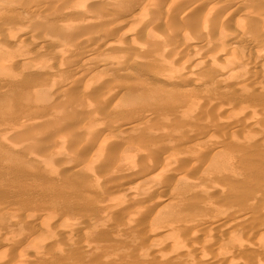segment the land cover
Here are the masks:
<instances>
[{
    "label": "rangeland",
    "instance_id": "obj_1",
    "mask_svg": "<svg viewBox=\"0 0 264 264\" xmlns=\"http://www.w3.org/2000/svg\"><path fill=\"white\" fill-rule=\"evenodd\" d=\"M55 7H58V6H55ZM197 8H195V10ZM57 9H59V7ZM198 10L200 12L201 8L199 7ZM197 11H196V13H197ZM242 13L243 12L240 11V16L244 15V13L243 14ZM9 14L11 16L13 13H9ZM67 16L68 17L70 16L73 19V16L71 13L66 14L65 17L68 18ZM70 17L68 19L72 20ZM2 19L3 20L5 19L4 16H2L1 20ZM6 20L7 19H5L4 21H0V24L3 25L2 27H7V25H8L9 31L12 32L13 35H12V33H10V34L12 35L14 40H17L19 46L22 43H24L25 40L28 39V37L30 38V34L33 35V33H31V31H28L26 28L25 29L28 32L26 30L20 31L21 29H18L16 31V27H13V25H11V24L9 25L8 22H7L8 24L4 23ZM4 24H6V26ZM27 25H30V24L27 23ZM154 27H153V29H155L157 31V32H155V30H154V32L157 34L160 33L159 34L160 36L166 30L169 31V29H168L169 27L163 26L162 24H161V26L156 25ZM150 28H152V26ZM156 28H159V29H156ZM160 29L162 32H160ZM163 29H164V32H163ZM15 31L17 33H15ZM23 31H25V32H23ZM21 33H24V35ZM27 33L29 34V36H26ZM131 33L130 32L127 33L128 36L130 35L129 38L131 36L132 37L136 36L133 33L132 34L134 36L131 35ZM32 35H31L32 41L30 39L28 42H34ZM122 35L115 36V39L117 37V39H116L117 41H115V43L118 42V39H120L119 40L120 42L123 39V43L121 42L120 45L114 44L115 47H113L111 50H107L103 53L98 52L100 55L97 52L94 53V56L92 54H90L87 56V60H86V62L88 61L87 63H90L93 61L94 64L98 60V64H99L100 63L99 61H103L102 59L105 57H108V56L113 57L112 59L115 58V61H117V59H116L117 57H118V59H122V58L124 59V60L122 59L121 62L119 61L120 64L118 62L117 65H119V66H116L114 68H112V66L110 68L108 67V68H106L107 70H105L101 74V77H102V76L108 74L107 72H109L108 75L111 76L110 77L111 80H106L107 78L110 79L109 77H107L108 75L105 76L106 79H105V77H102V78L100 77L99 81L98 82L96 81L97 84H95L98 86L94 87V84H93V88H92V86H89L90 82H88V85H87V82L84 83V84H86V86H88L87 87V89L89 88L88 90L93 91V89H94L95 92H97L96 90L99 87V89H100V90L98 89L99 93L97 92L99 94V96H100V94L101 95L103 94V96L104 95L106 96L109 92V95H107V96H110V97H106V100H105V97H103L104 98V100H103L104 105H105V103L107 105L109 104L107 106L108 109L107 108L103 109V107H106V105L104 106L102 103L103 101L101 100L102 102L99 101V102H101V104L99 102L96 103V105L93 104L94 106L92 105L91 108L94 111L93 110H90V111H92L93 113H96V110L98 109L97 107L102 108L101 110L99 109V111L97 110L98 111L97 113H99L100 111L105 112L106 117H104L102 119H104V120L109 119L108 121L105 120V122H107L108 125H111L112 127L116 126L114 128L116 130V132L114 130V136L116 137V135L118 136L120 134V132L119 133L117 132V130H118L121 132L124 131V132H122L123 135H121V136L119 135L120 139H122L121 137H123V139L125 137L126 138L128 137L127 140H124V141H126L125 142L126 144L121 142L120 139L118 141V137H116V139H115L114 136H113V139L111 138L112 140L108 139L109 141L106 140L105 142H103V147L101 149L103 150L104 147L106 149H104L103 151H101V149H99L100 150V157H98L99 150L95 148V145L93 147V143H91V142L89 143V141H88V145H89L88 147H87V145H84L82 148H78L79 147L78 143L80 142L79 139L80 138L84 139L85 138L84 135L92 133V132L93 133L95 132L94 134L92 133L93 136H95L96 133H97V135L100 134L99 132H97L98 130L92 131L87 126L86 113H88V112L90 113V111L88 109L86 110L87 112L85 110H82V111L79 110L78 112L74 113V114H76L75 117H78L77 115H79L80 119L82 120V121H80L81 125L79 124V126H82V125H83V127L86 126V128H88V129H86V130L84 129V130L85 131L88 130V133H86V134L83 133V130H82L83 127L82 128L80 127L82 130L81 133H83L84 135L78 134V138L76 137L78 139V141H77V139L75 140L76 145L74 144V142L70 143V144L67 142V144H69L68 145L69 148L67 147V145L66 146L62 145L61 146V148L63 147L62 150L57 151V150H59L58 149V142L61 140V137H62V135L59 134L61 131H58V130L62 129V131L64 130L66 132L68 130V132H69L70 131L69 129L71 126L66 127V128L63 126H57V125L63 124L62 119H64V118L54 116L53 112L57 113V111L64 109L61 106V104H59V103L62 101V99H65V97L66 98H68V97L74 98L75 96H76L75 98L81 97L79 95H81V93L83 91V90H80L82 88V83H79V84L76 83L77 86L75 84H72V85H70V87H68L64 91L63 90L61 91L60 89H59V92L55 91L53 89L50 90L49 86L47 85V82L44 80L48 79L47 80L48 84L51 82L53 77L56 75L55 74L56 70H54L55 68L53 69L52 67H50V69H48V67L47 68L45 67L41 70H37L40 72H37V71L35 72L32 70V65H30V64H23V65H13L12 64L13 66L9 65L11 63L10 60L13 61V59H15V58H13V57L10 58L11 56H9V55L7 56V58H8L7 62L9 60L8 66L10 69L7 70L8 69L7 66H6L7 68L5 67V69H0V206L3 209L2 211H0V244H8L10 241H13V240L16 241V239H17V241H19V239H20V241L18 242L19 244L24 242V243H26L27 247L30 249H31V247H29V246H32L33 248L31 250L29 249L30 251L27 250V251L22 252V255L24 254L27 258L31 257V259H28L29 261H31L30 262L31 264H65L66 260H69V259L71 261H74V262L79 263V264H182L177 259H175L176 258L175 256H172L168 252L166 253L165 247L169 244L170 245L174 244L173 246H175V244L177 245V243L180 244L181 241L184 242L183 239H181V238L184 234H187L186 240L188 242L191 241L190 244L193 243V245L199 244L200 241L202 242V241L207 239L209 241V243H211L213 246L212 250H215L218 253H220L221 256L225 260H227L228 262H230V261L236 262L237 261V262H240L241 264L254 262V264H260L263 260H261L260 258L255 256V251L258 249L264 248V204L261 201L264 199V157H261V158L256 157L257 156V154L255 153L256 149H251L250 151L244 150V145L251 143L250 145L255 147L256 144L258 143V141H260L264 137V116L262 119L263 121H261L260 119L262 117L260 118L259 115L258 116L260 119H258L257 114L253 115V113L251 114L249 112H244V111L242 112V110L240 111V109L236 110L235 109L236 106H231V107L229 106V108H227L228 110L224 108L225 111L218 110V111H216L217 114H215V112H212V113L210 112L212 115V116L210 115L211 119L213 118L214 115L218 118L214 117L215 119L213 118L212 120H210V118H207V120L209 122L212 121V123H213V121H215V123H216V121H217L218 126H224V128H227L226 132L227 133L229 132V133L228 134L225 133V136L228 135L227 136L228 138H226V137L223 138L221 135L223 133H220L219 131L217 132V130H218L217 128H215V130L212 128H211V130L207 129L209 131L205 130L206 129L205 128L203 131L202 122L200 120H198V117H197L198 116L197 114L199 112L198 109H199V107H201L200 106L201 105L200 100H198L199 102L196 101V105H195L196 108L193 107V109H191L192 112L190 111L192 114V117H191L190 113L188 114L190 116L191 120L188 118L189 117L188 116L187 119L185 120V122H180L178 124H172L170 122H167L168 118L166 116H169L170 110H172V112L177 111L179 113L181 111H184V108H186L185 106L187 105L186 103L189 102L188 100L192 99L191 101H193V98H194V100L197 99L194 97L195 95H196V97L197 96L205 97L203 95H197L196 94V93H198L197 90H196V92H193V91H195L194 88H192L193 90L190 89V85L188 86V84H186L185 82H181L182 84L181 83L179 84V82H177V81L174 82L175 79L173 78L174 80L170 79L171 80L170 83L169 82H167L168 84L165 83V86L167 85L166 88L168 89V91L163 93L165 95L162 94V96H161L162 99L157 96L159 98V101L160 100L165 101V103L163 105L167 107V108H160L161 105L158 107L156 106L158 109H160L159 112L162 113L161 115L164 116V120L166 119L165 120L166 122L164 120L162 121L165 124L160 121L161 122L160 123L161 125H160L158 120H157L160 117V113L158 112V109L156 110V107L154 109V107L151 106L152 103H147L145 101V97H143L141 100H139L135 104H131V105H129L127 103L125 104V100L127 99L126 97L128 95H130L129 91H133V90L135 91V89H137L135 91V93H131V92L130 93L131 94H142L144 96L145 87L150 85L148 82L149 78H147L148 77L147 72H150V70H151V72H154L152 74L161 72L164 74V76H166L165 75L166 68L162 67L165 63L162 62L161 60H158L157 64H156V62H153L155 64L152 63L149 66L143 65V68L141 65L140 66H138V65L134 66V65L129 64L130 63L129 60L127 61L125 59V56H127L128 51H127V48L124 47L126 45V43H124V41L128 42V38H126L128 36L126 35V33L122 34ZM110 36H112V35H108V38ZM124 36H125V38H124ZM23 37H26V38H23ZM19 40H22V42H20ZM10 42L12 43V41H7L4 39H1V37H0V44H1L0 47L2 46V48H6V46H7V48H9V49H13L12 46H10L8 44ZM99 44L100 43H98L97 45H99ZM23 45H21V46H23ZM48 45L47 44H42V45L39 44L38 48L40 47L39 48L40 51H38V48L36 47L37 51L35 49L34 51H32V53L29 54L30 56L33 55V56H31V57H33V61L38 63V62H41V60L46 59V54H48L51 51V48L49 47L50 45L49 46ZM26 46L24 45L23 50L24 49L26 50V48H25ZM116 47H118V48L116 49ZM119 47H122V48H120L121 50H119ZM27 48H29V47H27ZM14 50H15V48L12 50V53H14L13 52ZM52 50L54 51L53 48H52ZM26 51L30 52L29 49H27ZM33 52L35 55L33 54ZM116 52H117L118 56H117ZM119 52H120V56L121 55L124 56L126 54V52H127V54L124 57H122V56L120 57ZM43 53H45V54H43ZM109 53H111L112 55ZM5 54H7V53H5ZM36 54H37V56H36ZM40 54H42V55H40ZM71 54L74 55L73 53H71ZM95 54L97 56V60H95L96 59ZM101 54H103L104 56H102ZM107 54H109V55H107ZM35 56H36V59H34ZM240 57H241L240 59H242L245 56H240ZM159 61H160V65L163 64L161 67H160V65H158ZM142 64H143V62H142ZM131 66H132V68H131ZM30 67H31V69H30ZM128 67H129V69H128ZM144 67L146 68V70H145L146 73L143 71V69H145ZM152 68L155 70H153ZM27 69L28 70L30 69V70L28 71ZM31 70H32V72H31ZM162 70H164V71H162ZM11 71H12V73H11ZM34 72H35V74H34ZM140 72L141 73L143 72L142 75L144 77L142 75H140L141 74ZM258 72L256 73L254 78L251 77L252 79L250 78L249 80H247L248 82L243 81L244 85H245V86L243 85L244 87L242 86V84L240 82V84H241L240 87L242 86L244 89V91H243V89H242V91L240 90V95L247 96L248 94H251L250 90L253 91L254 90L253 88L260 85L259 83H261L262 80L260 81L258 79H261L260 77H262V75H261V71L259 73ZM29 73L30 74L33 73V75H31V76L33 78H35L34 80H35V82L36 81L37 82L34 83V85H32L30 88L19 91L18 88H16L18 82L21 81L25 76H28ZM39 74L42 75L43 77H41ZM258 74L260 76H258ZM14 76L16 77V79L18 78L17 81H16ZM13 77H14V79H12ZM41 78H43V79L41 80ZM103 78L105 79V81H107V83L104 82L106 84V86L103 83H101L104 81ZM101 79H103V81ZM6 80H7V82H6ZM100 80H101V82H100ZM38 81L39 82L41 81L40 85H38L39 89H40L41 85L43 86V88L41 87V91L37 90L38 92H41L39 94L35 90L38 88V87L36 88V86H35L36 84H38ZM257 81H260V82L257 83ZM100 83H101V85H100ZM160 83L161 82H159V84L157 85L158 87H160V88L165 87L163 84H160ZM110 84H112V85H110ZM169 84H170V86H169ZM175 84L177 85V87L175 86ZM250 84H252V86L249 87V88H251L249 90L248 86H250ZM45 85L48 86V90H47V87ZM173 85L175 87V90L172 89V88H174V87H172ZM83 86H85V85H83ZM102 86L106 87L107 89L102 87ZM130 86H132L131 87L132 89L130 88ZM101 87L104 88V90L101 89ZM120 87H121L122 91L120 90ZM133 87H135V89H133ZM187 87L189 89H187ZM108 88L110 89L109 91H108ZM111 89L114 90V93H113V90L111 91ZM184 89H187V92L190 90L188 93L186 92L187 95L184 96V99H182L180 102L175 101L170 105L169 100H167L168 97H171V96L173 97L174 91H176L175 95L180 96L179 95V94H181L180 92L183 91ZM34 90L37 92L38 95L41 96V99H40V96L38 97V99H39L38 102L35 100V96H37V95H36V92L34 93ZM245 90H247L249 93H246ZM101 91H102V93H101ZM103 91H106V92H103ZM184 91L182 92V95L185 93ZM110 92H112V94H110ZM121 92H123L124 94ZM127 92H128V94H127ZM83 93H84V91H83ZM116 93H117V95H116ZM192 93H193V97L191 95ZM199 94H200V92H199ZM235 94L236 93H233V95H235ZM261 95L263 96V94H261ZM165 96H166V98L163 99ZM187 96H190V98H188ZM101 97L102 96H100V98ZM253 97H256V99H259V101H260V95L259 96H252V97H250L251 101L249 100V102H248V104L250 103L249 106H253L257 102V100L254 99ZM49 98L52 99L53 101L55 100L56 102L58 100L59 101L57 103L56 102H49L50 101ZM112 100H113V102H112ZM261 100H262V98H261ZM257 103L259 104V102H257ZM97 104H99V106ZM144 104L147 106V109L144 106ZM181 104L184 106H182V107L179 106ZM245 104H247V103H245ZM100 105H103V107ZM59 106H61L62 109H61V107L58 108ZM132 107H134V108H132ZM136 107L138 109H141L143 114L141 113V110L139 111ZM91 108H89V109H91ZM94 108H97V109L95 110ZM176 108L180 109V111ZM56 109H57V111H55ZM144 109L149 111V113H147V111L145 112ZM149 109L150 110L153 109L152 112ZM196 109H197V112H196ZM163 110L164 111L166 110L167 111L166 113L168 115H166V113ZM137 111L143 115L142 118L145 119V116H147L148 120H149V118H150V120L152 119L151 122L146 119L148 124L147 123L144 124V122H146V121L143 122V119L141 118L142 123L140 122V124H138L139 122L135 121V120H138L139 118L134 119L131 117V115L133 113H138ZM83 112H86V113H83ZM92 112L90 114H92ZM154 112L155 113L157 112L159 114H155ZM82 113L85 114L84 115L85 118L82 117L83 116ZM108 113H110V115ZM152 113L154 114V116ZM128 114L129 115L131 114V115L127 116ZM149 115L156 118L155 119L156 121L153 119V117H150ZM52 116H53V118H52ZM66 116H68V115L66 114ZM126 116L131 118V122H130V119L127 118ZM228 116H231V117H228ZM54 117H56L55 118L56 120H54ZM48 118H49V120H48ZM229 118L234 119L233 122L240 121V123L244 122L247 125L250 123L249 126H251L252 129L248 126L249 128L248 129L246 128L248 131H246V129L244 128L243 131H245V132H243L241 129L242 132H238V133H236L237 135L234 134L235 135L234 136L232 132L228 131L229 127L231 126V123H233L231 121L232 119H229ZM33 119L34 120L38 119L42 123L44 122L43 124L45 126L43 125L42 127H45V128H43V129H42V127L38 128L39 132L35 131L36 129L35 130L32 129L34 133L31 132L32 130L29 131V129H28L26 131L27 133L23 132L24 135H22V134L20 136L18 135L19 140L17 139L18 137H16L17 135H15V137H14V135L10 134V137H9V135L4 136L3 134H1V132L5 133L7 131L6 129H8V128H6V127L11 126V125L13 126L14 124H15L14 126H21L22 127L23 125H25L26 127H28L29 124H27V123L29 122V120L32 121ZM102 119H101V121H102ZM126 119L127 120L129 119V120L127 121ZM141 119H139V120L141 121ZM254 119L258 123L255 122ZM104 120H103V122H104ZM47 121L48 122L51 121V122L48 123ZM61 121H62V124H60ZM101 121H99V123ZM259 121H261L262 123ZM105 122L103 123V125L107 124ZM136 122H138V123H136ZM194 122H196V123H194ZM219 122H223V124H221V123L219 124ZM247 122H249V123H247ZM46 123L48 124L49 127L46 125ZM55 123H57V124H55ZM102 123H100V124H102ZM128 123H129V125H127ZM156 123L159 124L160 126L157 125ZM184 123H186V124H184ZM49 124H51L53 127L51 128L50 127L51 125H49ZM135 124L136 125L138 124V127H136ZM199 124H200V126H199ZM124 125H125V128H127L126 130H128L127 131L128 133H125L126 130L123 127ZM153 125H156V126H153ZM182 125L183 126L187 125L184 128L188 127L187 130L189 129L190 132L192 131L191 135H190V132L186 133L185 139H187L188 136H189V138L195 137V139L194 140L192 139L191 141L195 142L197 144L192 146L195 148H191V149L188 148L185 151H183L181 153V155L177 154V153L175 154V152L173 151L169 157H177V162H179L177 164L179 167L178 166L177 167L172 166L173 167L172 171L178 172V170L180 168L181 171L182 170L184 171V173L182 172V175H184L185 178L184 177L180 178L182 181L181 180L177 181L174 185V183L172 182L174 179L173 177L177 176L176 174H178V173H176V172L173 173L172 177L170 175H168V173L167 174L165 173L166 175L164 173H161L159 175V178H158L159 181L157 180L155 182L156 184H154V181L153 182L147 181L146 183L143 182L142 185H141V183H139L140 184L139 185L137 182H134V181L130 182V183H134L133 186L135 189L142 188V190H144V191H146V193H148L149 197L152 195L151 196L152 198H150V199L154 200V203H152V204H158L159 200L161 201V199L162 200L164 199L163 201H161V203H166V204L164 205L163 209L159 210L158 213L155 214L154 213L155 208H149V206L146 205L147 204L146 202L148 201L146 199H145V202L143 199V200H141V203L137 202V201H132V202H129L130 204L128 203L127 200L121 199L120 202L116 205V206H118L117 209H115L116 207L113 208V206H110V201H109L112 193H111V195H109V194H110V192H112V190H110V192H107V193L105 192L103 194V192L102 191L100 192V190H99L101 185L99 187L97 186V189H96L97 191L93 190L90 192L89 187H90V185H92V183L89 180H92L94 178V175L99 176L100 170H98V167H97L96 168L97 171L95 169V172H94L96 174H94V175L91 174L92 179H90L89 176H91V175L89 173H87L88 169H85V167L87 168V166H84V164H87L86 162H87L89 156L90 157H91V155L93 157L97 156L102 165H109V162H110V165L114 166V168H115L114 172H119V173L113 175L116 179L114 177H109L110 179H107L105 184L108 186L110 185V186L117 187V185H121V184L125 183V180L127 181L129 179L128 178L129 176H132V175L134 176V174H137L138 173V172H136L137 168L139 170L140 168H142L143 165L145 166V164H147L149 162L151 163L150 159L152 160V165H153V163H154L153 157H154V160H156V162L159 161L160 157L164 156L162 151H156V152H158V154L157 153L155 154V152L153 153V151H151L154 154V155L151 154L152 155L151 156L150 155L151 152H149L148 150H152V149L147 150L146 148L147 147L150 148L149 146H151V141L157 143L160 138H164L163 134L166 132L167 129L172 130V129L178 128L179 126H182ZM196 125H197V127L195 128ZM148 126H150L151 128ZM161 126H163V128H164V129L162 128L163 130L160 129ZM59 127H60V129H59ZM121 127H123V128H121ZM135 127L136 128L141 127V128H139V130H137L140 133L135 131V129H136ZM63 128H65V129H63ZM154 128H155V130L162 131L163 137L162 136L161 137L154 136V134H156V132L154 131ZM149 129L152 132L149 131ZM195 129L198 132L201 131L200 133H198L199 135H197V136L193 134L196 131ZM25 130L26 129H24V131ZM54 130L55 131L57 130L59 133H57V131L55 132ZM130 132L135 133V135L131 134ZM149 132H151V134H153V135L149 134L150 135L149 137L151 139H154V140H150L149 137H147V134ZM30 133H32V134H30ZM143 133H144V135H142ZM244 133H246L247 138L243 137V136H245ZM29 134H30V136H36L37 138H39L38 140H40V142L37 141V145L33 144L32 148L34 149V151L40 150V149H38L39 148L38 144L40 146L41 145L43 146L45 144V147L48 149V152H50L49 156H50V154H53V153H56V155L59 156L57 158L56 155H54V154H53L54 156L52 155L51 159H57V160H54L56 162V164H54L55 163L54 161H53L54 163H52L53 168L51 166H49V168L51 167V169H49L48 167H45L46 166L44 164L45 159H42L43 160L42 161L37 156H36L37 158L35 156H33V158L30 157L28 159V156H29L28 154L30 151H28V149L26 150L23 146H20L19 143L22 140V138L24 139V137H26V136L28 137ZM92 134H90V135H92ZM159 134H160V132H158V134H156V135H159ZM187 134H189V135H187ZM213 134H216V135H213ZM217 134H218V136H217ZM125 135H127V136H125ZM132 135H134V136L139 135L136 137H141V136L144 137L145 136L144 137L145 141L144 140L143 141H144V143L147 141V144L142 143V145L143 146L145 145L144 149L147 150L149 152V154H148V152H145V150H144L142 157L140 154V156L138 157V159L136 161H129L131 164L130 165L128 163V160H127V162L125 161L127 158L125 159V157L123 158L122 156L117 157V156H115L114 152L116 151L115 147H117V149L120 150L121 153L124 152L123 155L124 154L128 155V153L129 154L136 153L137 150L133 146H131V144H133V143H134V146L136 144V141H134ZM204 135H206V136H204ZM241 135L243 138H241ZM251 135H252V137H251ZM153 136L158 137L159 139L153 138ZM207 136H209V138ZM214 136H216V137L214 138ZM219 136H221V138L218 139ZM203 137H204V139H203ZM156 139H158V140H156ZM210 139H211V141H210ZM250 139H251V141H250ZM135 140H138V138ZM117 141L119 143H115ZM138 141L139 142H137V144L142 142V140H138ZM148 141H149V144H148ZM46 144H47V146H46ZM104 144H106V145H104ZM208 144H211V145L208 146ZM34 145H35V147H34ZM146 145H147V147H146ZM153 145L155 147V145H157V144H152V148H153ZM72 146H73V148H72ZM90 146H91V148H90ZM109 146H110V148H109ZM212 146L215 147V150H216V148L220 149L219 146H221V148H227L228 151L220 154V152H218V150H216L214 152H211L212 155L209 156L208 159L207 158L203 159V158L199 157V155L197 157V155L194 154V151L196 149H198V151H199L205 147H206V149H208V147H212ZM74 148H75V150H74ZM111 148L114 150V152L111 153L112 155H108L107 153H109L110 151H113V150H111ZM94 150H95V152H94ZM85 151L86 152L89 151V152L86 153ZM77 152H79V153H77ZM125 152H127V153H125ZM186 153L188 155L194 154V156L191 155L190 159H189L190 156H186L183 158V156L187 155ZM113 154H114V156H113ZM146 155H150L152 158L151 157L149 158V156H146ZM108 156H110V158ZM59 158L63 159V160L62 159L61 160L64 162V164H63V162H60L61 160ZM108 158L110 161H108ZM112 158H113V161H112ZM196 158L199 161H197ZM200 158H201V160H200ZM114 159H115V161H114ZM194 159L196 160V165H194V163H193V161L195 162ZM58 161L60 163H57ZM123 162H124V164H123ZM134 162L135 163L137 162L136 163L137 168L132 167V164ZM140 162H141V164H143L144 162L145 163L143 165H141ZM156 162L154 163L155 165H156ZM197 162H198V164H197ZM135 163L133 166H135ZM157 163H159V162H157ZM174 164H175L174 166H176V162ZM189 164H191L192 166ZM120 165H123V166H120ZM185 165H188V167L189 166L193 167V169H195V170H192V168L189 169L190 167L184 168ZM121 167H124L125 169L121 168ZM132 168H133V170H132ZM187 168H188V170L185 172V170ZM176 169H178V170H176ZM117 170H119V171H117ZM190 170H192V171L189 172ZM54 172H56V173H54ZM128 172L129 173L131 172L132 175L129 174ZM125 174L127 176L128 175L129 176L127 177ZM162 174L165 176H163ZM204 174H205V176H204ZM116 175H118V176L116 177ZM178 175H180V174H178ZM206 175L209 179L208 178L206 179ZM118 178H120V180ZM160 178H161V180H160ZM165 178H167V179L165 180ZM170 179H171V181H170ZM110 180H112V181H110ZM202 180L205 182L203 183ZM113 182H115L116 184ZM168 182H171V183H168ZM215 182H216V184H215ZM152 183H153V185H152ZM154 185H156V186H154ZM170 185H172V186L174 185L172 188L174 190V191L172 190L174 193L173 194L171 193L170 197H165L166 198V200H165V198L161 196V194H162L161 190L165 191V190H167V187H168V189L171 188ZM206 185H208V186H206ZM115 187H113V188H115ZM207 188L210 190H208ZM212 190H214V192ZM152 191H154L156 193V197H154L155 193ZM164 191H163V195L166 194V192H167V191H165V193H164ZM200 191H205V193H207V196H206L207 199L205 197L204 198L199 197L198 193ZM175 193H176V196H175ZM225 193H228V196L225 197ZM106 194L109 195V199L107 198L108 195H106ZM77 195H79V197ZM84 195H87L86 200L81 199V196L83 197ZM218 195H220V197ZM176 198H178V199H176ZM190 198L195 201L194 206H192L191 208H190L191 205L190 206L185 205V203H187L188 200H190ZM169 200H170V202H169ZM171 201H172V203H171ZM132 203L135 205H133ZM137 203L138 204L140 203V204L138 205ZM142 203H144V205H141ZM260 203H262V205ZM138 206H140V208ZM218 206L225 207V209L222 208L223 210H225V212H223V210H222L223 214L227 213V215L229 216L228 212L230 210L234 211V214L232 216L233 217L232 222L227 227H224L219 232L213 233L212 230L209 231V229L208 230L206 229L209 227L206 226L205 223H208L210 225H216L219 223L218 220L216 221V216L218 215L217 217H219V214L217 212H215L216 211L215 208ZM81 207L85 208L88 211V216L86 218L88 222L84 221L85 226L83 228H78L79 229L78 230L77 228H72V227L69 228L66 225H64V221L67 220L68 218H69L68 220H70V221L71 220L74 221V219H76L77 213L80 211L79 209ZM110 207H112V208L109 209ZM132 207H138L139 209H141V214L137 213V211H136V214H135L136 216L134 215L133 217H131L127 220L126 217L124 216V213H122V210L124 211L127 209V211H134V208H132ZM147 209L149 211L150 210L151 211L149 212ZM135 210H137V209H135ZM226 211H228V212H226ZM41 215H45V216L50 215L53 217V219L56 221V223L58 224V227H59V230L57 233H54V234L53 233L52 234L46 233L45 231H43L37 227V225L35 224L36 218H33V217H36V216L38 217ZM15 217H17V218H15ZM205 217H207L206 218L207 220H205V223H204L201 218H205ZM258 217L262 221V223H260V226H259L260 232L255 233L253 231V229L246 228L245 224H246V221L248 222L251 218H253L252 220H254ZM20 219H21V221H20ZM217 219H220V218H217ZM15 220H18V221L15 222ZM105 222H107V223L112 222L115 225L124 224L127 227V229L125 231L119 232V231H116V229H114L112 227V229L108 230L106 228V226L104 225ZM86 223H88V224H86ZM220 224H222V222H220ZM100 230H102V231L99 232ZM113 234L117 235V236L114 235L117 237V239H115L114 241L111 238L113 236ZM142 234H144V235L146 234V239L135 243V244H137V246L134 243H133V245H131V243L129 242V239L131 241V240H133V238H136L138 236L140 237V235H142ZM157 234H158V236H157ZM226 236L228 238H230L228 241H225ZM199 239H200V241H198ZM63 240H65L66 243H64ZM41 242H42V244H41ZM35 243H36V246H35ZM43 244H44V246H43ZM93 245L98 246L100 250L98 251L97 254L94 253V255H92V254L90 255V253H88L89 252L88 249H90V246H93ZM170 245H169V247H170ZM39 246H41V247H39ZM133 247L134 248L136 247V248L134 249ZM147 247L153 248V252L151 253V255H142V256H138L134 259H132L131 257L128 256L133 251L137 252L138 250L139 251L146 250ZM10 248L11 247L7 248L5 250V252L0 255V264H13L14 262H16V261H14L12 254L14 253V250H16V248H18V246L16 248H14V247H12L11 249ZM52 248L53 249H55V248L61 249V257L59 258V261L56 260L57 262H55L54 259L51 258V256L49 254H48L49 257H45L50 250H53ZM113 249L119 250L118 256L114 257L110 253H108V251L113 250ZM35 250L37 252H35ZM46 251H47V253H46ZM198 251H196L197 253L196 252L195 253L199 254V255H201V253L203 252V251H200L201 253L200 252L198 253ZM204 252H207V251H204ZM204 252L202 253V255L204 254ZM208 252H210V250ZM199 255H197V256H199ZM30 263L27 262L25 264H30ZM209 264H211V263H209Z\"/></svg>",
    "mask_w": 264,
    "mask_h": 264
},
{
    "label": "bare ground",
    "instance_id": "obj_2",
    "mask_svg": "<svg viewBox=\"0 0 264 264\" xmlns=\"http://www.w3.org/2000/svg\"><path fill=\"white\" fill-rule=\"evenodd\" d=\"M55 6H58L59 9H57L58 7H55ZM197 7L201 8L200 12H199ZM195 8H197V9L195 10ZM196 11H197V13H196ZM240 11L244 13V15H241L242 17L240 16ZM9 13H13V14L10 16ZM68 13L72 14L73 19L69 16L72 20L68 19L69 18L68 16H67L68 18L65 17L66 14H68ZM2 16H4V18L7 19L4 23H6V24L9 23V25L10 24L13 25V27H16V31L18 29H21L20 31L27 29L28 31H31V33H33V35L30 34V38L28 37V39H26L25 42L21 44V45L24 44L25 46L27 45L25 48H26V50L27 49L30 50V52H28L25 49L23 50L24 45L19 46L17 40L13 39V37H12L13 33L9 31L8 25H7V27H8L7 28V27H2L3 25L0 24L1 25L0 26V37H1V39L7 40V41H12V43L10 42L12 45L10 43H8V44L10 46H12L13 49L15 48V50L13 51L14 53H12L13 49H9V48H7V46H6V48H2V46L0 47V69H5L6 66L8 67L7 70L10 69L8 66L9 60L7 62V59H8L7 56L9 55V56H11L10 58H12V57L15 58V59H13V61L10 60L11 63L9 65H12V64L13 65L30 64V65H32V70L35 72L37 70H41L45 67L46 68L48 67V69H50V67H52L53 69L55 68L54 70H56L55 71L56 73L55 72L54 73L56 75L53 77L54 80L50 79L51 82L49 84L47 81L48 79L44 80L47 82V85L49 86L50 90L53 89V90L59 92V89H60L61 91L62 90L64 91L68 87H70V85H72V84L76 85V83L77 84L82 83L83 89L81 88L80 90H83L84 93L82 91L83 94L81 93V95H79L81 97H79V98H75L76 96L74 98H69V97L66 98L65 97V99H62V101L59 103V104H61V106L64 109H62V107L59 106L58 108L61 107V109H62V110L59 109L61 112L57 111V109L55 110V111H57V113L53 112L54 116L64 118V119H62L63 124L61 121V123L60 122L59 123L62 125H57V126H63L65 128L71 126L69 129L70 130L69 132L67 130L68 128L66 129L67 132L64 130H63L64 131L63 132L61 129V130H58V131H61L59 133L56 130L57 133L62 135L61 140L60 139H59L60 141L58 140L59 141L58 142V149L59 150H57V151L62 150V148H63V147L61 148L62 145H65V146L67 145V147H68V145L70 143L74 142V144H75V142H76L75 140L78 138V134L84 135L83 133H85V134L88 133V130L85 131L88 128L91 129L92 131L98 130L97 132H99L100 134L97 135V133H96L97 136L95 135L96 136L95 137V136H93V134L95 132L93 133L91 131L93 134L89 133V134L84 135L85 136L84 139L79 137L80 142L79 143L77 142L79 145L78 148H82L84 145H87V147H88L89 146L88 141H89V143L90 142L93 143V147L95 145V148L99 150L103 147V142H105L108 139H110V140L113 139L114 130H115L114 128L116 126L112 127L111 125H108L107 122H105V120L108 121L109 119L108 120L102 119V118L106 117L105 112L100 111L99 113H97L99 111V109L101 110L102 108H99V107H97L98 109L94 108L95 110L96 109L98 110V111L96 110V113H93L92 111H90V110H93L91 108L93 104L96 105V103H98L99 101H101V100L103 101L104 100L103 97H105V100H106V97H110V96H107V95H109V92H108V94L106 93L107 94L106 96L105 95L103 96V94L102 95L100 94V96H102L101 97L102 99H101L99 94H98L99 93V91H98L99 87L98 88L96 87L97 88L96 91L98 92L97 93V92H95L94 89H93V91L88 90L89 89V88L87 89L88 86H86V84H84V83L87 82V85H88V82H90L89 86H92V88H93V84H94V87L98 86L95 84H97V82L99 81L101 74L105 70H107L106 68H108V67L110 68L111 66H112V68L119 66L117 64L119 61L121 62L123 58L118 59V57H117L116 58L117 61H115V58L112 59L113 57L108 56V57L103 58L102 59L103 61H99L100 63L98 64L97 56L95 54V56H96L95 60H97V62H95V64L93 63V61L90 63H87L88 61L86 62V60H87V56L90 54H92L94 56V53H96V52L97 53L98 52L103 53L107 50H111L113 47H115L114 44L120 45L121 42L123 43V39L121 40V42L119 41L120 39H118V42L115 43V41H117L116 40L117 37L115 39V36H120V35L125 34V33L128 36V34H127L128 32H130V33L132 32L134 35H136L135 37L131 36L132 38L131 37L129 38V36H130L129 35L128 37H126V38H128V42L124 41V43H126V45L124 46L122 44L125 48H127L128 54L126 52L127 56H125L126 54L124 56H125V59L127 61L129 60V62H130L129 64L134 65V66H136V65L140 66L141 65L143 68V65L149 66L153 62H156V64H157V61L161 60L162 62L165 63L164 64L165 66L163 64H162L163 66L160 65V61L158 62L159 63L158 65H160V67L162 66V67L166 68V73H165L166 76H164V74L161 72L160 73L158 72L155 74H152L154 72H151V70H150V72H147L148 77L147 76L146 77L149 78L148 82L150 85L145 87L144 96L142 94H131V93H135V91L137 90V89H135V87H133V89H135V91L134 90H133L134 92L129 91L130 95H128L126 97L127 99L125 100V104L126 103L129 105L135 104L136 102L141 100L143 97H145V101L147 103H152L151 106H153L154 109L156 106L158 107L160 105H161L160 108H167L166 106L163 105L165 103V101L164 100L159 101V98H161V96L164 92L168 91V89L166 88L167 85L165 86V83H167V82L170 83V81H171L170 79L174 78L175 79L174 82L177 81V82H179V84L181 82H185L186 84H188V86L190 85V89L194 88L195 91H193V92H196V90H197V92H198V93H196L197 95H203L205 97H202V96L196 97V95H195L194 97L197 99L194 100V98H193V101H191L192 99L188 100L189 102L187 101L188 103H186L187 105L185 106L186 108H184V111H181L179 113L177 111L172 112V110H170V113L172 112L173 114L169 113V116H166V115H168L166 113L167 109L165 111L163 110L166 113V115L165 114L164 115L168 118L167 122H170L172 124H178L180 122H185V120L189 116L188 114L189 113L191 114V112H192L191 109H193V107H195L196 101H198V100H200V103H201L200 106L201 107H199V109H198L199 112L197 114L198 115L197 117H198V120H200L202 122L203 131L205 128H206L205 130H207V129L211 130V128L215 130V128H217L218 129L217 132L219 131L220 133H223V134H221L223 138L224 137L228 138L227 137L228 135L225 136V133L228 134L229 132L228 133L226 132L227 128H224V126H218L217 121H216V123H215V121H213V123H214L213 124L212 121L209 122L207 120V118H210V120H212L214 117L218 118L214 115L213 118L211 119V116H212L211 113L212 112H215V114H217L216 111H218V110L225 111V109L229 108V106L230 107L236 106V108H235L236 110L240 109V111L242 110V112L244 111V112H249L251 114L253 113V115L257 114L258 119H260L262 117L260 120L263 121L262 119L264 116V0H0V21L5 20V19L1 20ZM27 23L30 25H27ZM6 24H4V25L6 26ZM161 24L163 26H166V27L168 26L169 31L166 30L165 31L166 33H165L164 29H163L164 33L160 36L159 35L160 33L159 34L155 33L157 31L155 29H153V27L156 25L161 26ZM151 26H152V28H150ZM156 29H159V28H156ZM154 30H155V32H154ZM16 31H15V33H17ZM23 32H25V31H23ZM160 32H162L161 29H160ZM10 33H12V35ZM132 33H131V35H133ZM21 34L24 35V33H21ZM31 35L33 36L32 38L34 39V42H28L31 39ZM108 35H112V36H110L108 38ZM26 36H29V34L27 33ZM23 38H26V37H23ZM124 38H125V36H124ZM19 41L22 42V40H19ZM31 41H32V39H31ZM98 43H100V44L97 45ZM39 44H41V45L42 44H47V45L49 44L50 46L49 45L48 46L51 48V51L49 50L50 52L48 54H46L45 60L43 59V60H41V62L37 63V62L33 61V57H31L33 55L30 56L29 54L32 53V51H34L36 49V47L38 48ZM27 47H29V48H27ZM122 47H119V50H121L120 48H122ZM39 48H38V51H40ZM52 48L54 49V51L52 50ZM117 48L118 47H116V49ZM36 51H37V49H36ZM4 52L7 54H5ZM71 53H73L74 55H72ZM33 54H34V52H33ZM43 54H45V53H43ZM109 54H111V53H109ZM109 54H107V55H109ZM116 54H117V52H116ZM40 55H42V54H40ZM101 55L104 56L103 54H101ZM36 56H37V54H36ZM36 56L34 59H36ZM117 56H118V54H117ZM119 56H120V52H119ZM124 56H122V57H124ZM240 56H245V57L240 59L241 58ZM120 62H119V64H120ZM142 62H143V64H142ZM153 64H155V63H153ZM131 68H132V66H131ZM30 69H31V67H30ZM128 69H129V67H128ZM32 70H31V72H32ZM145 70H146V68L143 69L144 72H145ZM153 70H155V69H153ZM162 71H164V70H162ZM258 71L259 72L261 71V75H262V77H260L261 79H258L260 81L262 80V82L259 83L260 85L255 87V88L252 87L254 90L251 91L250 90L251 88H249V87H251L252 84H250V86H248V89L250 90L251 94H248L247 96L240 95V90L242 91L243 87L245 86L244 82L249 80L251 77L254 78ZM35 72H34V74H35ZM37 72H40V71H37ZM11 73H12V71H11ZM107 73L109 74V72H107ZM29 74H28V76H25L21 81L18 82L16 88H18L19 91L30 88L32 85H34V83L37 82V81L35 82V80H34L35 78H33L31 76V75H33V73L30 75ZM108 74H106L102 77H105ZM142 74H143V72L140 75H142ZM40 76L43 77L42 75H40ZM258 76H260V75L258 74ZM14 77L12 79H14ZM107 77L110 78L111 76L108 75ZM15 79H16V77H15ZM17 79H16V81H17ZM42 79L43 78H41V80ZM103 79H101V80L103 81ZM105 79H106V77H105ZM105 79L103 82H101V80H100V82L106 86L105 83H107V81H105ZM106 80H111V78L110 79L107 78ZM260 81H257V83ZM6 82H7V80H6ZM159 82H161L160 84H163L165 87H163V88L158 87L157 85L159 84ZM240 82H241L242 86L244 85L243 87L242 86L240 87V85H241ZM40 83H41V81L40 82L38 81V84L35 85L36 88L38 87L37 89H35L36 91L37 90L41 91V87L43 88V86L41 85V87L39 89L38 85H40ZM101 83H100V85H101ZM83 85H85L86 87ZM110 85H112V84H110ZM48 86H46L47 90H48ZM169 86H170V84H169ZM175 86L177 87L176 84H175ZM102 87H104V86H102ZM102 87H101V89H103V90H104V88H106V87H104V88H102ZM131 87L132 86H130V88ZM172 87H174V85ZM172 89L175 90V87ZM187 89H189V88L187 87ZM187 89H184L185 91L184 90L183 91L186 93ZM35 90H34V93L36 92ZM109 90L110 89L108 88V91ZM112 90L113 89H111V91ZM120 90H121V87H120ZM183 91L180 92L181 93V94H179L180 96L175 95L176 91H174V96L168 97L167 100H169L170 105L175 101L180 102L182 99H184V96H186L190 90L186 94L184 93L182 95ZM243 91H244V89H243ZM245 91H246V93H249L247 90H245ZM37 92H36L37 96H35V100L38 102L39 101L38 97L40 96L38 94L41 92H38V94H37ZM103 92H106V91H103ZM199 92H200V94H199ZM101 93H102V91H101ZM113 93H114V90H113ZM121 93H123V92H121ZM233 93H236V94L233 95ZM110 94H112V92H110ZM127 94H128V92H127ZM261 94H263V96ZM116 95H117V93H116ZM163 95H165V94H163ZM191 95L193 97V93ZM259 95H260V101H259V99H256V97H253L254 99L257 100V102H259V104L256 102V104H254V105L252 104L253 106H249L250 103L248 104V102L251 99L250 97L259 96ZM187 97L190 98V96H187ZM165 98H166V96L163 99H165ZM261 98H262V100H261ZM40 99H41V96H40ZM51 100L52 99H50L49 102H56L55 100L54 101L53 100L51 101ZM113 100H112V102H113ZM101 102H99V103L101 104ZM102 103L104 105V101ZM245 103H247V104H245ZM182 104L179 106H181V107L184 106ZM97 105L99 106V104H97ZM103 105H100V106L103 107ZM105 105H106V107H103V109H106L109 104L107 105L105 103ZM144 106L147 109V106L145 104H144ZM157 107H156V110L158 109ZM89 108H91V109H89ZM132 108H134V107H132ZM87 109L90 111V113L92 112V114H90L89 112L86 113ZM146 109H144L145 112L147 111ZM176 109H178V108H176ZM79 110H81V111L85 110L86 111L83 113H86V122H87L88 128H86V126L83 127V125L79 126L80 121H82V120L80 119L79 115H77L78 117H75L76 114H74L75 112H78ZM138 110L140 111L141 109H138ZM152 110H150V111L152 112ZM159 110L160 109H158V112H159ZM178 110L180 111V109H178ZM196 112H197V109H196ZM141 113H142V110H141ZM141 113L138 112V113H133L132 114L133 116L131 114L130 115L134 119L135 118L141 119L143 117V115H142L143 113L142 114ZM147 113H149V111H147ZM159 113L156 112L155 114H159ZM66 114L68 116H66ZM108 114L110 115V113H108ZM161 114L162 113H160V117L158 116L159 118L157 119L159 124L164 120V116ZM84 115L85 114H83V116H82L83 118H85ZM130 115L128 114L127 116H130ZM151 115H149V116L150 117L154 116V114H153V116H151ZM258 115L260 116V118ZM191 117H192V114H191ZM228 117H231V116H228ZM52 118H53V116H52ZM55 118L56 117H54V120H56ZM127 118H129L130 122H131V118L130 117H127ZM188 118L190 119V116ZM101 119H102V121H101ZM139 119L135 120V121L139 122V123L136 122L138 124H140V122L142 123V119H143V122L146 121V119L148 120V117L145 116V119L142 118L141 121ZM153 119L155 120L156 118L153 117ZM229 119H232V118H229ZM33 120L32 121L29 120V122L27 123V124H29V126L26 124L28 127H26L25 125H23L24 127L23 126L22 127L21 126H14L15 124L13 126L12 125L8 126V127H6V128H8V129H6L7 131L5 130L6 132L5 133L1 132V134H3L4 136L9 135V137H10V134L14 135V137H15V135H17L16 137H18L17 139L19 140V136L21 134L24 135L23 132H26L28 129H29V131H31L32 129H34V130L36 129L35 131H38L39 130L38 128H41L44 125L43 124L44 122L42 123L38 119L37 120L35 119L34 121ZM48 120H49V118H48ZM103 120L107 124L103 125V123H104ZM151 120L149 118L148 121L151 122ZM99 121H101L100 123H102V122L103 123L100 124ZM231 121L233 122L234 119H232ZM261 121H259V122H261ZM49 122H51V121H49ZM255 122H257V121L255 120ZM145 123H147V121L144 122V124ZM162 123H164V122H162ZM194 123H196V122H194ZM220 123L223 124V122H219V124ZM247 123H249V122H247ZM55 124H57V123H55ZM138 124L137 125L135 124V126L138 127ZM159 124H157V125H159ZM184 124H186V123H184ZM200 124H199V126H200ZM249 124L247 125L244 122L240 123V121H238V122L236 121V122L231 123V126L229 127L228 131L232 132L234 135L238 132H242L244 128L245 129L246 128L248 129L249 127L251 128V126H249ZM46 125L48 126L47 123H46ZM49 125H51V124H49ZM125 125L123 126L124 128H125ZM127 125H129V123ZM183 125L179 126L178 128L174 127L175 129H172V130L167 129L168 131L166 130V132L163 134L164 138H160V139L158 137H161V136L163 137V135H162L163 132L160 130H155V128H154V131L156 132V134H158V132H160L161 135L159 134L160 135L159 136V135L154 134V136H158V137L153 136V138H158L159 141L157 143L151 141V146H149L150 148H148L146 145V147H147L146 149L147 150L152 149V150H148V151L149 152L153 151V153L155 152V154L156 153L158 154V152H156V151H162L164 156H161L160 160L158 159L159 161H157L160 164L157 163L153 157V162L154 163L156 162V165L154 163L152 165V160L150 159L151 163L148 161L149 163L146 162L147 164H145V166L143 165L145 162L143 164H141V162H140V164L143 166H142V168H140L138 170V168L136 166L137 162L136 163L134 162L135 166H133L134 165V163H133L132 167H134V168L136 167L137 168L136 172H138V173L134 174V176H133L131 174V172L130 173L128 172L132 176L128 175L129 176L128 177L125 174L129 179L127 181L125 180V183H123L121 185H117V187L110 186V185L108 186L105 184L107 179H110L109 177H114L113 175L118 174L119 172H114L115 168H114V166L110 165V162H109V165H102L100 163V160L98 158V157H100V150L98 153V157L97 156L93 157L92 155H91V157L89 156L87 162L84 160L87 163V164H84V166H87V168L85 167V169H88L87 173H89L90 175L96 174L94 172H95V169L97 167H98V170H100L99 176L94 175L93 179L91 178L92 175L89 176L90 179H92V180H89L92 183V185H90V187H89L90 192L93 190H96L97 186L99 187L101 185L99 190H100V192L102 191L103 194L105 192L107 193V192H110V190H112V192H110V194H109V195H111V193H112L109 201H110V206H113V208L116 207L115 209H117L118 206H116V205L120 202L121 199L127 200L128 203L132 202V201H137V202L141 203V200L144 199V202H145V199H146L148 201L146 202L147 204L146 203L145 204L148 205L149 208H155L154 209L155 214L158 213L159 210L163 209L164 205L166 204V203H161V201H163L164 199L163 200L161 199V201L159 200L158 204H152V203H154V200L150 199V198H152L151 197L152 195L149 197L148 193H146V191L142 190V188L135 189L133 186L134 183H130V182L134 181V182H137L138 184L141 183V185H142L143 182L146 183L147 181H151V182L154 181V184H156L155 182L158 180L159 175L161 173H164V174L168 173V175H170L171 177L173 176V173H175V172L180 174V175L176 174L177 176L173 177L174 179L172 182L174 183V185L177 181L181 180L180 178H183V177L185 178V176L182 175V172L184 173V171L183 170L181 171L180 168H179V170L176 169V170H178V172L172 171L173 167L178 166L177 163H179V162H177V157H169L173 151L175 152V154L177 153V154L181 155V153L183 151H185L188 148L189 149L195 148L192 146L197 144V143L191 141L192 139L194 140L195 137L192 138L190 136L191 138H189V136H188V138L185 139L186 133H189L190 131H189V129L187 130L188 127L184 128L187 125L186 126H183ZM197 125L195 126V128L197 127ZM153 126H156V125H153ZM50 127L52 128L53 126L51 125ZM80 127L81 128L83 127L82 128L83 133H81L82 130ZM123 127H121V128H123ZM148 127H150V126H148ZM43 128H45V127H42V129ZM65 128H63V129H65ZM139 128H141V127H139ZM139 128H136L135 131L139 132V131H137V130H139ZM162 128H163V126L160 127V129H162ZM24 129H26V130L24 131ZM59 129H60V127H59ZM126 129L127 128H125V130ZM241 129H242V131H241ZM247 129H246V131H248ZM127 131L128 130H126L125 133H128ZM149 131H151V130L149 129ZM207 131H209V130H207ZM31 132H33V130ZM115 132H116V130H115ZM117 132L118 133L120 132L119 135L121 136V135H123L122 132H124V131L121 132V131L117 130ZM151 132H149L148 134L146 133L147 137H149L150 135H153V134H151ZM191 132H190V135H191ZM200 132H198L196 130L195 133H193V134L197 136V135H199L198 133H200ZM243 132H245V131H243ZM30 134H32V133H30ZM30 134L28 137L26 136V137H24V139L22 138V140L19 143L20 146H23L26 150L28 149V151H30L28 154L29 155L28 159L30 157L33 158V156H35V157L37 156L41 160L45 159V163H44L46 165L45 167H48V168H49V166L52 167V163H54L55 162L54 160H57V159H51V158H52V155L53 154L56 155V153L50 154V156H49L50 152H48V149L45 147V144L43 146L42 145L40 146L38 144V146H39L38 149H40V150H36L37 152L34 151V149L32 148L33 144L37 145V141L40 142V140H38L39 138H37L36 136H30ZM90 134H92V135H90ZM131 134L135 135V133H131ZM244 134H245V136H243V137L247 138L246 133H244ZM119 135L118 136L116 135V137H118V141L120 139ZM134 135H132V136H133L134 141H136V144L134 146V143H133V144H131V146H133L137 150V152L135 151L136 153H132V154L128 153V155L127 154L123 155L124 152L121 153L120 150H118L117 147H115L116 148L115 152L111 148V150H113V151H110L107 154L112 155L111 153L114 152L115 156H117V157L122 156L123 158L125 157V159L127 158L125 161L127 162V160H128L129 164H130L129 161H136L138 159V157L140 156V154L142 157L143 151L145 150L144 149L145 145L143 146L142 143L147 144V141L144 143V141H145L144 137L145 136L144 137L141 136L142 137L141 138V137H136L139 135H136V136H134ZM142 135H144V133ZM187 135H189V134H187ZM206 135H204V136H206ZM213 135H216V134H213ZM125 136H127V135H125ZM217 136H218V134H217ZM116 137H115V139H116ZM207 137L209 138V136H207ZM215 137L216 136H214V138ZM243 137L241 135V138H243ZM251 137H252V135H251ZM121 138L122 139H120V141L123 143L126 142L124 140L128 139V137L127 138L125 137L126 139L125 138L123 139V137H121ZM137 138H138V140H142V142L140 141L141 143L137 144V142H139L138 140H135ZM219 138H221V136H219L218 139ZM149 139L154 140V139H151L150 137H149ZM158 139H156V140H158ZM203 139H204V137H203ZM77 141H78V139H77ZM118 141L115 143H119ZM149 141H148V144H149ZM210 141H211V139H210ZM250 141H251V139H250ZM67 142L69 144H67ZM106 144H104V145H106ZM152 144H157V145H155V147L153 145V148H152ZM250 144L244 145V150L250 151L251 149H256V152H255L257 154L256 157H259V158L264 157V137L260 141H258V143L256 144L255 147H253ZM35 145H34V147H35ZM210 145L211 144H208V146H210ZM46 146H47V144H46ZM219 147H220V149L216 148V150H218V152H220V154L228 151L227 148H221V146H219ZM72 148H73V146H72ZM90 148H91V146H90ZM109 148H110V146H109ZM104 149H106V148L104 147L103 150ZM74 150H75V148H74ZM103 150L101 149V151H103ZM147 150H145V152H148ZM216 150H215V147L212 146V147H208V149H206V147H205L202 150L198 151V149H196L195 151L194 150L193 151H194V154L197 155V157L199 155V157H201L203 159H206V158L208 159L209 156L212 155L211 152H214ZM87 152H89V151H87ZM94 152H95V150H94ZM149 152H148V154H149ZM77 153H79V152H77ZM125 153H127V152H125ZM153 153L151 152L150 155ZM114 154H113V156H114ZM194 154H190V155L187 154V155L183 156V158L186 156H190L189 157V159H190L191 155L194 156ZM150 155H146V156H149V158H150L152 156V155L151 156ZM56 157L58 158L59 156L56 155ZM108 157L110 158V156H108ZM62 158H59V159L61 160ZM109 158H108V161H110ZM201 158H200V160H201ZM62 160L60 162H63ZM196 160H197V158H196ZM196 160H195V162L193 161L194 165H196ZM112 161H113V158H112ZM114 161H115V159H114ZM197 161H199V160H197ZM60 162L58 161L57 163H60ZM175 162H176V166H174ZM54 164H56V162ZM63 164H64V162H63ZM123 164H124V162H123ZM197 164H198V162H197ZM189 165H191V164H189ZM120 166H123V165H120ZM51 167L49 169H51ZM186 167H188V165L184 166V168H186ZM121 168H124V167H121ZM188 168L185 170V172L188 170ZM191 168H192V170H195V169H193V167H190L189 169H191ZM132 170H133V168H132ZM192 170H190L189 172H191ZM96 171H97V169H96ZM117 171H119V170H117ZM54 173H56V172H54ZM165 175H163V176H165ZM117 176L118 175H116V177ZM204 176H205V174H204ZM167 178H165V180ZM207 178L208 177L206 175V179ZM118 179L120 180V178H118ZM160 180H161V178H160ZM110 181H112V180H110ZM170 181H171V179H170ZM202 182L204 183L205 181L202 180ZM113 183H115V182H113ZM168 183H171V182H168ZM215 184H216V182H215ZM152 185H153V183H152ZM154 186H156V185H154ZM170 186H171V188H169V189L166 186L167 190H165V191H167V192L164 195H163L164 190L160 189L162 191V194H161L162 197H164V198L170 197L171 193L172 194L174 193L173 192L174 190L172 189L173 186L172 185H170ZM206 186H208V185H206ZM113 187H115V188H113ZM208 190H210V189H208ZM165 191H164V193H165ZM212 191L214 192V190H212ZM152 192H154V191H152ZM176 193H175V196H176ZM106 195H108V194H106ZM109 195L107 197L108 199H109ZM154 195L153 196L156 197V193ZM198 195L200 198H204V197L206 198L207 193H205V191H200L198 193ZM77 196L79 197V195H77ZM218 196L220 197V195H218ZM226 196H228V193H225V197ZM86 198H87V195H84L83 197L81 196L82 200H86ZM176 199H178V198H176ZM165 200H166V198H165ZM261 201L264 204V199ZM169 202H170V200H169ZM171 203H172V201H171ZM187 203H185V205H188V206L191 205L190 206V208H191L192 206H194L195 201L190 198V200H188ZM262 203H260V204L262 205ZM133 205H135V204H133ZM141 205H144V203H142ZM138 207L140 208V206H138ZM138 207H132V208H134V211H127V209L124 211L122 210V213H124V216L128 220L129 218L133 217L136 214V211H137V213L141 214V209H139ZM81 208L79 209L80 211L78 210L79 212L77 213L76 219H74V221L73 220L70 221V220H68L69 218L68 219L66 218L67 220L64 221V225H66L69 228H71V227L77 228V229L83 228L85 226L84 221L88 222L86 219L88 216V211L85 208H82V209ZM111 208L112 207H110L109 209H111ZM222 208L225 209V207H221V206H218L215 208V210H216L215 212H217L219 214V217H217L218 215L216 216V221L218 220V222H219L216 225H210L208 223H205V220H207L206 219L207 217L201 218L203 220V222L206 224V226L209 227V228L205 227L207 230L209 229V231L212 230L213 233H216V232L221 231L224 227H227L232 222V219H233L232 216L234 214V211H232V210H230L229 212L226 211L229 214V216H228L227 213L226 214L224 213L225 215L222 213V210H223ZM135 209H137V210H135ZM2 210L3 209L0 206V211H2ZM223 212H225V210H223ZM15 218H17V217H15ZM33 218H36L35 224L37 225V227L40 228L41 230L45 231L46 233H51V234L53 233L54 234V233L58 232V230H59L58 224L56 223V221L53 219L52 216L41 215V216H38V217L36 216ZM217 218H220V219H217ZM252 219L253 218H251L248 222L246 221V224H245L246 228L253 229V231L255 233L260 232L259 226H260V223H262V221L259 219V217L254 219V220H252ZM16 221H18V220H15V222ZM20 221H21V219H20ZM220 222H222V224H220ZM86 224H88V223H86ZM104 225L106 226V228L108 230L112 229V227H113L114 229H116V231H119V232L125 231L127 229V227L124 224L115 225L112 222H108V223L105 222ZM101 231L102 230H100L99 232H101ZM114 235H116V234H113V236L111 237L113 239V241L115 239H117V237H116L117 235L116 236H114ZM157 236H158V234H157ZM145 239H146V234L145 235L142 234V235H140V237L138 236L136 238H133V240H131V241L129 239V242L131 243V245H133V243L135 244V243L142 241V240H145ZM181 239H183L184 242L181 241L182 242L181 243L179 241L180 244L177 243V245L175 244V246H173L174 244H171L172 245L171 246L168 243L170 245V247H169V245H167L168 247L166 246L165 247L166 249L165 248L164 249L166 250V253L168 252L172 256H175L176 257L175 259H177L182 264H209V263H211V264H241L240 262H237V261L236 262H233V261L228 262L227 260H225L221 256L220 253H218L215 250H212L213 246L211 243H209V241L207 239L202 241V242L199 239L198 241H200V243L199 244L195 243L196 245H193V243L190 244L191 241L188 242L186 240L187 234H184ZM229 239L230 238H228L227 236L225 237V241H228ZM19 241H20V239H19ZM19 241H17V239H16V241H14V240L10 241L8 244H0V255L3 254L7 248H9V247L16 248L18 246V248H16V250H14V253L12 254L14 261H16L13 264H25L27 262L30 263L31 261H29L28 259H31V257L27 258L23 254L26 257L25 258L22 255V252L27 251V250L30 251L33 247L29 246V247H31V249H30L27 247L26 243L22 242L19 244L18 243ZM63 242L66 243L65 240H63ZM41 244H42V242H41ZM135 245L137 246V244H135ZM35 246H36V243H35ZM41 246H39V247H41ZM43 246H44V244H43ZM59 249L60 248H57V249L55 248V249L50 250V251L48 250L49 251L48 253L46 251L47 255L45 257H49V255H50L51 258H53L55 262H57L56 260L59 261V258L61 257V249L60 250ZM88 250H89L88 253H90V255L91 254L94 255V253L97 254L100 249L98 246L93 245V246H90V249H88ZM117 250L113 249V250L108 251V253H110L112 256L116 257L119 254V250L118 251ZM209 250H210V252H208ZM196 251H198V253L200 251H203V252L207 251V252H204L203 255H202L203 252L202 253L200 252L201 255H199V254H196L197 253ZM35 252H37V251L35 250ZM152 252H153V248L147 247L146 250H142V251L138 250L137 252L133 251L128 256L131 257L132 259H134V258H136L138 256H142V255H151ZM195 255L196 256L199 255V256L196 257ZM255 256L260 258L261 260H263L260 264H264V248L256 250ZM65 264H79V263H76V262L71 261L69 259V260H66ZM242 264H244V263H242ZM246 264H254V262L253 263H246Z\"/></svg>",
    "mask_w": 264,
    "mask_h": 264
}]
</instances>
